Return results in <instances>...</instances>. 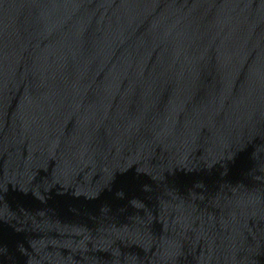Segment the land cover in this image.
I'll return each instance as SVG.
<instances>
[{
    "label": "water",
    "instance_id": "obj_1",
    "mask_svg": "<svg viewBox=\"0 0 264 264\" xmlns=\"http://www.w3.org/2000/svg\"><path fill=\"white\" fill-rule=\"evenodd\" d=\"M0 264H264V0H0Z\"/></svg>",
    "mask_w": 264,
    "mask_h": 264
}]
</instances>
